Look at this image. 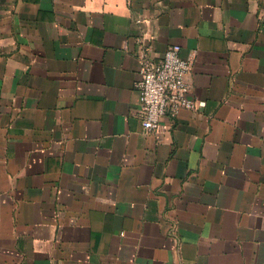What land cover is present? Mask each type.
I'll use <instances>...</instances> for the list:
<instances>
[{"label": "crops", "instance_id": "1", "mask_svg": "<svg viewBox=\"0 0 264 264\" xmlns=\"http://www.w3.org/2000/svg\"><path fill=\"white\" fill-rule=\"evenodd\" d=\"M170 44L202 104L146 132ZM0 264H264V0H0Z\"/></svg>", "mask_w": 264, "mask_h": 264}, {"label": "built area", "instance_id": "2", "mask_svg": "<svg viewBox=\"0 0 264 264\" xmlns=\"http://www.w3.org/2000/svg\"><path fill=\"white\" fill-rule=\"evenodd\" d=\"M180 50L179 44H170L161 58L153 59L150 47L141 49L135 83L139 96L136 114L146 132L161 133L165 114L175 116L183 108L197 109L202 104L192 96L186 81L195 55L182 57Z\"/></svg>", "mask_w": 264, "mask_h": 264}]
</instances>
